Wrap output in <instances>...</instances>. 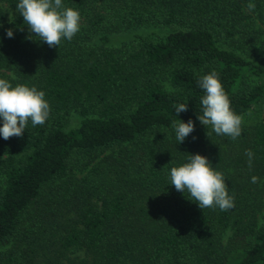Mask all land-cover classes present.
<instances>
[{"label": "trees", "instance_id": "16d2710c", "mask_svg": "<svg viewBox=\"0 0 264 264\" xmlns=\"http://www.w3.org/2000/svg\"><path fill=\"white\" fill-rule=\"evenodd\" d=\"M18 3L0 0V78L43 90L51 112L0 136V264H264V0H63L80 29L56 47L27 38ZM142 25L169 29L108 44ZM212 70L242 117L236 140L198 119ZM180 119L195 122L183 143ZM196 153L233 208L201 209L170 184Z\"/></svg>", "mask_w": 264, "mask_h": 264}, {"label": "clouds", "instance_id": "9594fccd", "mask_svg": "<svg viewBox=\"0 0 264 264\" xmlns=\"http://www.w3.org/2000/svg\"><path fill=\"white\" fill-rule=\"evenodd\" d=\"M247 7L253 10L256 5L250 2ZM16 10L28 26L30 35L27 38L31 39L34 34L49 47L60 46L62 39L71 41L80 29L79 11L65 7L63 0H19ZM6 35L13 38L14 30L9 28ZM198 84L205 92L200 100L203 106L202 114L198 115L200 123L207 128L211 126L217 135H226L236 140L242 133V117L231 108L229 96L218 73L212 70L202 75ZM187 110L188 104L185 103L175 108L178 116ZM50 112L51 106L43 90L25 84L13 87L8 80L0 78V118L3 119L0 136L3 139L22 137L29 120L33 127L43 125ZM172 126L179 143H183L195 130L192 119L187 122L182 119L173 121ZM245 154L251 167L254 154L250 149ZM170 178V184L177 191L187 193L191 200L198 202L201 209L219 207L221 211H227L234 207V197L229 195L223 173L215 170L205 155L191 154L187 163L171 168ZM258 180L257 176L252 177L253 183Z\"/></svg>", "mask_w": 264, "mask_h": 264}, {"label": "rangeland", "instance_id": "374dc122", "mask_svg": "<svg viewBox=\"0 0 264 264\" xmlns=\"http://www.w3.org/2000/svg\"><path fill=\"white\" fill-rule=\"evenodd\" d=\"M168 29H169L168 26H163V25H161V26H158V25H142V26H137V27H133L130 29H126V30L116 31V32H112L109 34L108 44L109 45H119L123 42H127V41L131 40L137 32H148L151 30L165 31ZM86 41H87V43H90V44H93L96 42L99 43V35L98 34L93 35V36L87 38ZM165 84H166V86H169V82L167 80L165 81ZM74 122L75 121H74L73 117H71L70 121L68 122V125L72 124ZM263 210H264V207H263Z\"/></svg>", "mask_w": 264, "mask_h": 264}]
</instances>
